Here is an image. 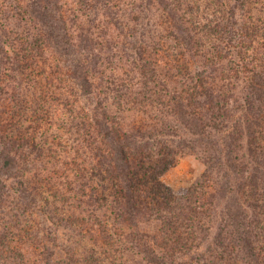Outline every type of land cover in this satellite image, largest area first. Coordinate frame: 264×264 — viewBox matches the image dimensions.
I'll use <instances>...</instances> for the list:
<instances>
[{
  "label": "trees",
  "instance_id": "1",
  "mask_svg": "<svg viewBox=\"0 0 264 264\" xmlns=\"http://www.w3.org/2000/svg\"><path fill=\"white\" fill-rule=\"evenodd\" d=\"M114 1L76 0L80 7L94 2L101 9L105 34L98 42L100 36L72 27L76 21L68 18L63 0H0V90H10L13 105L9 114L0 108V205L7 197L19 212H33L47 190L44 179H29L27 171L30 156L43 157L53 145L48 149L38 140L35 126L24 127V114L30 110L39 119L45 111L46 94L56 84L50 77L42 84L39 73L52 63L59 82L70 75L76 89L96 99L83 126L95 142V167L107 177L96 180L80 169L73 199L81 212L66 209L72 198L57 189L54 201L45 199L43 214L45 225L47 219L71 227L94 221L101 240L84 264H126L117 257L124 252L132 264H264V25L252 10H264V0H141L163 8L171 26L167 37L187 53L180 52L177 65L165 63L174 75L154 58L157 34L126 32ZM202 12L209 14L204 20ZM108 43L117 45L115 58L128 62L125 73H135L136 84L118 81L112 59L96 54ZM190 59L197 66L190 67ZM219 64L227 65L224 79L244 81L241 98L233 87L217 89ZM97 77L112 84L108 91L95 89ZM133 110L139 115L126 123L125 113ZM181 129L193 134L197 146L191 148ZM210 130L224 131L226 139L215 141L217 153L205 158L206 172L186 191L166 186L164 173L187 151L210 144ZM10 178L21 189L8 187ZM8 226L0 234V254L23 264L22 251L7 243L10 229L19 226ZM53 234L45 237L56 242Z\"/></svg>",
  "mask_w": 264,
  "mask_h": 264
},
{
  "label": "rangeland",
  "instance_id": "2",
  "mask_svg": "<svg viewBox=\"0 0 264 264\" xmlns=\"http://www.w3.org/2000/svg\"><path fill=\"white\" fill-rule=\"evenodd\" d=\"M22 1L29 4L33 0ZM203 1L206 4L209 3V0ZM63 2L65 3L64 9L66 14H68V18L70 20L73 18L74 21H76L72 27L77 26L79 30H85V32H87L86 34H90L89 32H91L95 39V35L100 36L96 40H98V42L99 40L101 41L105 31L102 26L101 9H97L98 7L94 8L95 1L90 2V6L87 7H80L76 0H63ZM114 2L116 4L114 12H120L122 24L127 28L125 29L126 32L136 29L139 30V32L148 33L149 36H152L153 33L157 34V48H159L160 51H157V57L154 55V58L160 59L161 65L165 67L163 70L165 74L174 75L176 70L172 67H168L169 65L165 63L170 61L174 62L175 60L174 64L177 65L178 61H176V59L179 57L180 52L187 53L185 50L179 49L174 40L172 41L170 39L171 37H167L169 34L168 30L171 26L167 23V14L163 8L159 5L157 6L155 3L148 4L146 2L141 5V0H116ZM135 2L137 3L134 4ZM252 8L255 17H258H256V19L261 21L258 22V24L264 25V10L262 7L256 5ZM85 10H87V13L83 16L81 12H85ZM98 11L99 15L96 16ZM204 16L207 17L209 14L204 12L201 19L204 20ZM184 17L186 18L185 15ZM187 17L191 18L188 15ZM178 19L180 22L179 16ZM69 22L70 24L72 23V21ZM122 39H124V37H122ZM111 44L112 43H108L105 46L99 45V48L102 49L96 54H98L103 61H106L107 57L112 59L116 67L115 74L118 81L130 78V86L136 84L137 77L135 73L131 74V77L127 76L125 72L127 71L128 73V69L125 68H127L128 62H123L120 58H115L119 54V51L116 44ZM151 52L152 49L148 48V53ZM187 62L190 67L191 65L197 66L191 59ZM44 68L45 66L40 68L41 73H39V80L44 84L45 78L48 80V77H50L54 80L56 87H53V89L49 90V93L46 94L48 100L45 102V111H41L39 119H36V115L32 114L33 112L30 110L24 114V116L28 118V121L26 120L24 123V127H32L33 129L35 126L36 129L34 130L38 140L48 149L49 143L53 145L51 146L52 149L43 157L30 156V160H33V163L29 165L30 172L29 170L27 171L29 179H34V177L37 179H44L40 184L42 188L47 187V190L46 188L43 190L45 192L44 197L37 198L38 201L35 204L36 209H34V213L27 212L26 209H22L19 212L13 201L14 199L7 200L6 197V200L4 199L0 205V234L2 235L4 230L9 227V223L10 226H19L18 228H11L8 233L9 239H6L12 251H22L25 255L23 264H57L61 259L65 260V264H84L85 258L89 255V251L98 247L101 240V235L98 234L94 221H81L79 224L71 227L68 222H61L60 220L55 221V225L51 222L48 224L49 221L47 219L46 221L48 223L45 225L43 222V218L45 219L43 214H45V209L47 208L45 199L51 202L54 201L53 190L57 189L62 190L72 198L71 200L69 199V205H66V209L71 208L77 210V212H81V203L73 199L78 194L79 190L81 179L77 175L80 169H86L87 175H92L93 179L96 178V180L102 181L107 177L105 173H98L95 167L97 165L95 147L93 148L95 142L90 140L86 128L83 126V121H87L90 109L95 104L96 99L94 96L84 95L76 89L73 86L70 75L64 74L65 76H62V83L59 82L57 78L59 74L57 72H52V63H48L46 69ZM226 68V64L224 68H221L220 64L218 65V70L215 73V76H220L216 82L217 89L221 90L228 86L233 87V89L235 88V95L237 99H239L245 93V83L242 78H235L234 82L233 80H231L232 82L228 81V77L224 79V75L229 74ZM97 78V84H94L95 89L103 92L108 91V88L112 84L106 86L104 81L100 80L99 77ZM9 92L10 90H0V108L6 110L5 113L7 114L10 112V107H13L12 103L9 101ZM40 94V92L37 93L38 97ZM35 95L36 94H34V98ZM111 101L112 100L109 99L106 103L109 104ZM31 106H34V104L32 103ZM113 106L114 104H112L111 108H113ZM138 115L139 113L133 110L129 113H125V117L123 118L126 119V123H131L135 121ZM34 120H36L37 123H34ZM180 131H182L184 137L188 138L189 144H191V148H193V146L197 144L196 140L193 139V134L185 132L184 129ZM210 131H212L211 137L209 136L211 141L210 144L204 143L203 145H198L196 151L192 153L187 151V154L180 156L177 162L164 173L161 180L166 186L176 192L186 191L206 172L205 158L211 154L215 155L217 153V143L215 141L219 142V140L226 139V133L224 131L220 133L215 130ZM206 133L207 131H204L205 135H207ZM178 138L179 137H175L176 140H178ZM186 149L189 150L188 148ZM6 182L10 188L18 187L21 189L17 180L14 178H10ZM95 184V181L91 182L92 186H95ZM59 201L62 200L58 199L57 205L62 208V204L59 203ZM13 203L15 207L12 209ZM69 206L71 207L69 208ZM219 222V219H217L215 226ZM50 230L54 232L53 236L56 237V242L47 238V232ZM2 239L3 237L0 236L1 252L3 250L1 244ZM70 252H73L75 255ZM13 255L19 257L18 253H14ZM71 255L76 257L72 259ZM117 257L123 258V260H121L123 263L125 261L126 264L133 263L132 257L126 252ZM21 263L22 260L20 263H15L14 257L8 256L6 258L5 254H0V264Z\"/></svg>",
  "mask_w": 264,
  "mask_h": 264
}]
</instances>
